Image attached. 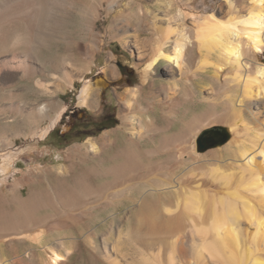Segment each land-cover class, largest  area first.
Listing matches in <instances>:
<instances>
[{"label": "bare ground", "instance_id": "1", "mask_svg": "<svg viewBox=\"0 0 264 264\" xmlns=\"http://www.w3.org/2000/svg\"><path fill=\"white\" fill-rule=\"evenodd\" d=\"M44 1L51 19L56 8L77 4L94 17L105 3L112 36L130 50L135 67H142L140 83L117 92V127L87 138L83 151L71 148L68 164L47 171L46 181L36 177L21 183L16 195H0V239L29 243L24 255L1 253L0 264H31L23 259L66 264L79 236L90 244L88 252L98 251L94 236L100 217L108 225L101 253L107 264H124L115 251L122 230L110 248L105 242L119 218L129 224L127 237L142 227L144 235L171 236L179 264H264V63L257 59L264 52V0H223L216 8L187 10L178 0ZM186 1L188 6L192 0ZM2 21L0 45H14L10 39L16 23L8 15ZM24 21L30 34L32 20ZM15 50L12 46L3 61L11 78L15 70H31L25 61L28 50L23 58ZM102 69L110 74L106 80L119 79L112 51ZM209 70L203 95L194 82ZM100 90L86 78L77 105L94 107ZM197 102L207 108L199 115L193 111ZM39 109L47 110L45 105ZM218 121L226 122L230 137L205 159L194 150V135L202 125ZM176 123L177 131L169 132ZM24 149L2 154L0 183L10 174L12 157ZM192 180L194 188L183 185ZM25 185L29 202L22 197ZM54 241L64 253L50 246ZM174 262L170 253L165 264ZM140 264L164 263L156 253L152 258L143 254Z\"/></svg>", "mask_w": 264, "mask_h": 264}, {"label": "rangeland", "instance_id": "2", "mask_svg": "<svg viewBox=\"0 0 264 264\" xmlns=\"http://www.w3.org/2000/svg\"><path fill=\"white\" fill-rule=\"evenodd\" d=\"M222 1L192 0L186 6V0H178L180 7L184 10H187L186 7L199 9L202 5L216 8ZM35 7L41 8L37 9V15L32 18L30 13L34 12ZM86 7L77 4L74 7L67 6L66 9L56 8L55 17L51 19V13L46 8L44 0H0V26L3 25L4 15H8L13 23H16L12 27L10 39L14 45L11 43L0 45V164L4 161L2 156L4 152L11 148L25 147L23 151L12 157L10 174L4 182L0 183L1 196L16 195L21 187L20 184H27L28 180L33 178L44 177L42 179L46 181L47 171L61 163L68 164L71 148L75 151H83L87 138H98L105 131L117 127L121 123L118 113L121 103L117 92H121L126 84L131 86L140 83L142 67H135L136 59L131 56L130 50L112 36L108 29L111 16L105 10V3L99 8L98 15L94 17L85 13ZM155 7L158 8V6ZM25 19L32 20L33 29L30 34L25 32ZM91 23L94 25L93 29L90 28ZM26 37H30V43L27 42ZM12 46L16 47L15 52L21 58L28 50L27 54L30 55L25 61L31 65L29 75L19 69L12 72L15 76L12 74V78L9 77L11 72L3 61L9 58ZM110 51L115 56L116 71L119 75L117 80H106V76L110 78V74L102 69ZM257 59L264 63V52L259 53ZM158 74L161 79H164L161 69ZM202 75V79L199 77L195 80L194 87L204 95L210 79H208L210 70ZM86 78L101 87L94 107L77 105V96ZM42 105L47 108L45 113L39 109ZM62 108L64 110L60 113L57 122L41 137L39 135L41 130L50 124L51 119ZM206 109L205 103L197 102L193 111L199 115ZM83 118L86 121H82ZM215 125L227 130L226 122L218 121L202 125L194 135V150H198L199 155L204 156L205 159L209 158L212 151L223 149L226 145L225 141L208 147L209 141H203L201 143L206 146L205 149L200 146L199 139L202 131ZM178 126L179 123H176L168 131H177ZM82 132H86L87 135L82 136ZM64 133L66 140L60 136ZM188 153L189 149L186 147L183 158H186ZM207 163L208 161H204L203 166ZM44 183L47 184V182ZM194 183L193 180L185 181L183 185L192 188L195 186ZM22 190V197L29 202L27 185L23 186ZM116 221L113 224L111 238H107L105 242L106 247L110 248L115 244L118 230H122L120 232L122 242L120 247L118 246L120 249L115 251L121 256L124 264H140L143 254L152 258L156 253L164 264L170 253L174 256V264H179L181 255L170 246L171 236L163 235L162 238H156L144 235L146 228L142 227L139 231H133L130 234L131 237H127L126 231L129 224L121 222L120 218ZM98 222H100V229L96 230L94 237L99 250L91 249V253L88 252L87 245L90 244L87 242L84 245L80 240L82 237L78 235L80 238L78 237L77 243L68 251L66 264H107L101 253L102 238L108 231V225L101 217ZM133 236L136 237L135 240ZM66 240L71 239L66 238ZM0 242V254L4 253L11 257L15 253L24 255L23 249L29 245L27 241L17 239L10 242L7 238H2ZM50 246L64 253L56 241L50 243ZM21 262L39 264L24 261V259Z\"/></svg>", "mask_w": 264, "mask_h": 264}, {"label": "water", "instance_id": "3", "mask_svg": "<svg viewBox=\"0 0 264 264\" xmlns=\"http://www.w3.org/2000/svg\"><path fill=\"white\" fill-rule=\"evenodd\" d=\"M215 125L209 128H206L202 131L201 138L199 139V144L202 149H205L206 146H203L201 142L209 141L208 147L219 145L225 142L229 138L228 131L222 127L221 129ZM221 127V126H220Z\"/></svg>", "mask_w": 264, "mask_h": 264}, {"label": "trees", "instance_id": "4", "mask_svg": "<svg viewBox=\"0 0 264 264\" xmlns=\"http://www.w3.org/2000/svg\"><path fill=\"white\" fill-rule=\"evenodd\" d=\"M82 121H86V120H84V118L83 119H81ZM65 133L64 134H61L60 136L63 138V140H66V137H65ZM87 135V133L86 132H82V136H86Z\"/></svg>", "mask_w": 264, "mask_h": 264}]
</instances>
